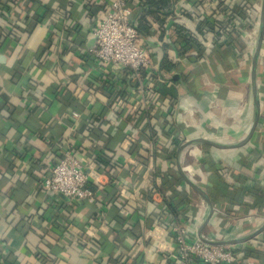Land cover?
Masks as SVG:
<instances>
[{
	"label": "crops",
	"instance_id": "crops-1",
	"mask_svg": "<svg viewBox=\"0 0 264 264\" xmlns=\"http://www.w3.org/2000/svg\"><path fill=\"white\" fill-rule=\"evenodd\" d=\"M242 2L232 0V6L240 12ZM245 2L258 22L246 52L236 56L232 39L239 33L234 30L225 43L229 50L224 62L213 64L210 52L202 57L178 55L183 43L175 25L200 29L205 37L209 26L202 20L215 15L213 27L226 18L221 0L209 5L177 0L166 15L155 9L150 33L141 34L142 41L156 66L167 46L170 58L180 63L173 73L179 78L157 80L153 90H146L145 96L154 100L147 108L127 105L117 112L121 94L138 95L140 90L131 73L93 59L95 46L90 48L89 43L102 16L100 0H0V264H175L147 238L149 231L162 217L166 226L184 223L189 234L197 235L208 207L179 173L178 147L172 143L175 136L152 135L165 126L177 127L185 136L183 143L206 138L230 144L248 134L254 118L251 67L262 0ZM140 3L130 1L134 8ZM181 69L186 71L183 80ZM257 84L261 116L248 143L226 149L193 143L180 155L184 173L206 192L213 187L212 162L220 164L228 182L264 191V42ZM169 93L177 96L171 109ZM170 112L174 113L172 122L166 116ZM131 131L136 133L135 145L127 138ZM68 149L82 157L86 171L92 162L100 170V184L92 182L98 187L96 197L77 206L63 194L45 193L38 180L49 174ZM162 151L174 154V159L160 162ZM140 160L183 180L178 188L190 194L189 220L184 214L170 215L164 197L144 198L147 185L135 164ZM232 172L242 178L233 177ZM135 190L139 192L136 203L124 205L123 193L132 195ZM126 206L129 217L121 211ZM213 206L203 230L207 238L219 233L226 235L223 239L241 237L264 223V206L225 225L220 209ZM115 215L127 220L119 225ZM78 234L98 243L75 244L73 235ZM259 245H264V232L234 245L239 251L236 260L243 258L245 248Z\"/></svg>",
	"mask_w": 264,
	"mask_h": 264
},
{
	"label": "built area",
	"instance_id": "built-area-1",
	"mask_svg": "<svg viewBox=\"0 0 264 264\" xmlns=\"http://www.w3.org/2000/svg\"><path fill=\"white\" fill-rule=\"evenodd\" d=\"M197 4H212L216 0H189ZM226 6L223 7L226 18L221 23H215L213 27L206 32L205 39H208V46H215L226 43L229 35L235 30L239 35L232 41L234 51L237 55L246 52L248 42L252 38L254 23L257 17L250 11L247 16L240 12L233 13L232 0H221ZM241 9L247 5L245 0L240 3ZM102 16L93 29L92 36L96 38L95 47L92 49V56L96 63L100 65H115L122 68V71L129 72L136 80L139 86V94H121L116 101V111L132 105L135 109H144L149 103L154 101L151 97L145 96L146 90H153L154 84L159 77V68L153 62L147 46L142 41V35L138 31L133 20V10L128 4V0H100ZM211 39V40H209ZM1 41V36H0ZM158 104L161 103L160 97H155ZM75 116L79 113L73 112ZM168 121L172 122L174 113L167 115ZM174 128L168 129L167 126L160 131L172 132ZM179 137L185 140L183 132ZM128 140L132 145L137 143L135 131L128 133ZM142 181L147 185V191H150L155 198L163 195L159 191L161 184L156 175L158 165H148L144 160L138 163ZM96 167V168H95ZM90 171H86L85 162L78 153L68 149L63 156L51 167L49 174L41 180V189L47 194H63L73 203H81L96 197L97 190L90 188V182L98 183L100 171L97 164L92 162L88 166ZM127 203L133 205L139 196L138 190L134 193H123ZM127 204V205H128ZM123 207L121 211L128 216V210ZM189 216L192 212V205L187 207ZM83 237L82 234L76 235ZM147 238L153 241L156 248L165 252L175 264H232L234 260V245L213 246L202 241L198 234H189L188 228L184 223L174 222L169 226L164 223L156 222L149 231ZM171 241L169 244L168 241Z\"/></svg>",
	"mask_w": 264,
	"mask_h": 264
},
{
	"label": "trees",
	"instance_id": "trees-1",
	"mask_svg": "<svg viewBox=\"0 0 264 264\" xmlns=\"http://www.w3.org/2000/svg\"><path fill=\"white\" fill-rule=\"evenodd\" d=\"M130 1L128 0V4L130 8L133 10V20L137 26L138 31L141 34H149V30L151 28L150 23V16L154 15L155 9L158 12L168 13L171 10V7L174 6L177 0H141V3L137 8H134L130 5ZM197 4L196 2H194ZM223 3V2H222ZM226 6L224 3L222 4V7ZM155 7V8H154ZM166 7L169 9L166 10ZM9 8V6L7 7ZM153 8V9H152ZM10 9V8H9ZM227 9V6L225 7V10ZM167 11V12H166ZM233 13H238L239 11L232 9ZM250 7L249 5H245L243 10H240V13L244 16H247V14L250 13ZM225 11H223V14ZM200 18V15L196 14ZM215 15H212L204 20L203 23L206 26H209V28L212 27L213 21L216 20L213 19ZM213 20V21H212ZM201 22V21H200ZM199 22V25L201 24ZM176 32L178 33V37H181V44L183 43L182 48L178 49V55H187L190 53H195L196 55L206 56V54L209 53L208 58L211 59L212 64L216 61H223L225 60V57L228 53V46L224 44L215 46L214 48H211L208 46V39H205L200 35L201 31L200 29H196L195 31H191L190 29H187V27H182L175 25ZM162 36V35H161ZM211 40V39H209ZM231 40V39H230ZM233 41V39H232ZM81 44H84V41H81ZM180 44V45H181ZM170 54L167 51V46L164 51V55L161 59V62L158 66L159 68V77L161 80H173L174 71H178L180 68L179 61H173L170 58ZM197 67H195L196 69ZM197 70L202 71L200 68H197ZM186 71L184 69H181L180 76L182 80L185 78ZM180 78V79H181ZM188 83L190 82V76L186 78ZM185 79V80H186ZM164 97L168 96V94H164V92L161 93ZM170 98L172 99V104L169 106V109H171L175 104V100L177 99V96L174 95V93H169ZM173 105V106H172ZM151 108V107H150ZM167 108V107H166ZM168 109V110H169ZM160 117V115H158ZM183 132L181 128H175L171 133L166 131H157L155 130L152 138H157L158 135L162 134L166 137H172L175 136L172 140V143L176 147H180L183 144L184 139L179 137V134ZM158 156V154H157ZM158 159L160 162H165L174 159V154H167L165 151H162V154H159ZM211 170H212V176L211 181L213 184V187L211 189H207V193L213 202L214 205H216L221 213L223 222L222 225H225L226 222L229 219H235L240 220L244 218L245 216H249L251 212L259 211L262 206H264V191L259 188H248L246 186H236L232 182H228L227 177L222 173L221 167L219 163H210ZM156 175L161 179V184L159 186V191L164 197V202L166 205L167 212L172 215L173 217H177L180 214H184L185 220H189L188 213V206L191 205V199L190 194L185 189H179L178 186L183 182L181 178H177L175 176H172V173L169 171L162 170L161 167L157 168ZM233 177L239 179L242 178L237 173L232 172ZM45 177H39L38 180L41 181ZM90 188L93 190H97L98 187L96 185L92 184L90 182ZM144 198L147 199L151 198V192L145 191L142 193ZM250 198L249 201L246 200V198ZM86 201H83L85 203ZM75 206L80 205L81 203H73ZM123 204H127V201L123 200ZM123 205V206H124ZM181 207H184L183 210ZM193 210V207L192 209ZM118 213V211H117ZM186 214V215H185ZM168 215V214H167ZM129 217V215H128ZM115 221L117 224L121 225L123 224L127 218L120 215H115ZM158 222L165 223L164 219L162 217H158ZM167 225V224H166ZM169 226V225H168ZM73 242L75 244H92L95 246L98 241L96 239H87L83 237H78L76 235H73ZM234 260L232 264H250V262H255L256 264H264V245L258 246V247H247L244 249V255L243 258L239 261H237V254L239 251L236 249L234 252Z\"/></svg>",
	"mask_w": 264,
	"mask_h": 264
},
{
	"label": "water",
	"instance_id": "water-1",
	"mask_svg": "<svg viewBox=\"0 0 264 264\" xmlns=\"http://www.w3.org/2000/svg\"><path fill=\"white\" fill-rule=\"evenodd\" d=\"M98 9L99 8H96L94 10L95 14L97 13L96 11ZM263 42H264V0H262V6H261L257 44H256L255 52H254L253 57H252L251 80H252V94H253V102H254V118H253V123L251 125V128H250L248 134L241 141H239L237 143H230V144L216 142V141L206 139V138H198V139H194L191 141L184 142L180 147H178V150H177L176 158H177V166H178V170H179L180 175L182 176L184 181L188 185H190L192 187V189L203 199L204 203L207 204L208 213H207L206 217L204 218V220L202 221V223L199 225L197 234L202 241H204L205 243H207L209 245L227 246V245H237V244H242V243L248 242V241L254 239L255 237H257L258 235H260L261 233L264 232V223L260 227H258L255 231H253V232H251L245 236H242V237H236V238H232V239H210V238L205 237L203 234V230L208 225V223L210 221V218H211L213 211H214V206H213V203H212L208 193L205 191V189H203L200 185L195 183L192 179H190L184 173V171L182 170V168L180 166V155H181L182 151L187 146H189L193 143H203V144L211 145L215 148L226 149V148L240 147V146H243L250 141V139L252 138L253 134L255 133V131L257 129V126H258V123L260 120V116H261V99H260V94L258 91V84H257V69H258L259 57H260L261 49L263 46ZM95 44H96V38L94 37L93 39H91V42L89 43L90 48H93L95 46ZM174 78L178 79L179 75L176 74L174 76Z\"/></svg>",
	"mask_w": 264,
	"mask_h": 264
},
{
	"label": "rangeland",
	"instance_id": "rangeland-1",
	"mask_svg": "<svg viewBox=\"0 0 264 264\" xmlns=\"http://www.w3.org/2000/svg\"><path fill=\"white\" fill-rule=\"evenodd\" d=\"M238 236H240V235H238ZM242 236H245V235H241V237ZM226 237V235L225 234H221V233H219V234H217L213 239H223V238H225ZM211 239V238H210Z\"/></svg>",
	"mask_w": 264,
	"mask_h": 264
}]
</instances>
